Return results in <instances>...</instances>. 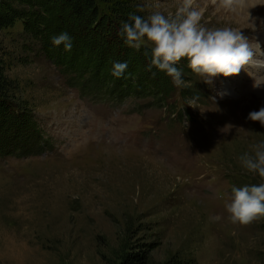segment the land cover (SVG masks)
I'll return each instance as SVG.
<instances>
[{
    "label": "rangeland",
    "instance_id": "1",
    "mask_svg": "<svg viewBox=\"0 0 264 264\" xmlns=\"http://www.w3.org/2000/svg\"><path fill=\"white\" fill-rule=\"evenodd\" d=\"M128 1L144 18L174 16L182 4ZM209 1L208 14L207 2L195 8L203 10L202 25L224 10ZM0 14L3 75L15 86L27 126H37L44 140L29 156L4 153L0 145V264H120L132 245L149 248L145 264L178 255L188 264H264L263 217L234 224L225 208L233 186L260 182L239 157L264 141V126L246 120L257 98L264 101L263 49L238 74L212 84L178 63L188 86L170 80L166 104L158 94L106 97L73 85L82 77L68 71V53L51 43L64 31L75 39L59 0H0ZM105 22L91 27L103 55L96 64L86 58L75 65L88 66L87 80L92 68L108 72L123 53L120 26L107 34ZM258 28L255 34L264 35V23ZM253 33L245 37L250 43ZM182 90L193 99L180 97ZM19 124L3 129L6 139L24 131Z\"/></svg>",
    "mask_w": 264,
    "mask_h": 264
},
{
    "label": "clouds",
    "instance_id": "2",
    "mask_svg": "<svg viewBox=\"0 0 264 264\" xmlns=\"http://www.w3.org/2000/svg\"><path fill=\"white\" fill-rule=\"evenodd\" d=\"M226 11H233L235 0H212ZM194 0H182L174 16L154 12L147 18L129 13L123 21L118 35L128 47L139 50L142 46L150 49L148 70L155 67L171 77L176 87H187L182 70L177 64L187 59V67L193 73L204 77L209 84L213 78L238 74L247 65L252 52L243 33L229 28L209 29L201 24L203 10L193 7ZM53 46L63 45L71 51L73 38L66 31L50 37ZM147 55V53H146ZM127 69L126 62H114L112 75L120 78ZM254 87H258L255 83ZM189 105L195 106L194 102ZM246 120L258 121L264 126V106L250 111ZM253 152L240 157L241 167L249 174L258 176V184L233 186L230 201L225 204L229 219L236 224H249L264 217V141L252 146Z\"/></svg>",
    "mask_w": 264,
    "mask_h": 264
},
{
    "label": "trees",
    "instance_id": "3",
    "mask_svg": "<svg viewBox=\"0 0 264 264\" xmlns=\"http://www.w3.org/2000/svg\"><path fill=\"white\" fill-rule=\"evenodd\" d=\"M66 10V16L74 21V33L75 39L73 41L71 51H62L63 46H59V51L62 54L70 57L69 64L72 69L68 68V71L74 72L76 75L82 77L81 84L78 87L82 92L87 93H98L102 96L113 95L115 98H124L128 95H135L141 97L142 94L159 95V99L164 101L166 104L170 98L173 90V85L170 82L171 77L167 76L164 72L157 70L152 67L148 70V64L150 61V49L141 48L139 51L127 48L124 44L123 39L120 42L123 44L121 55L118 57L117 62H126L127 69L120 78H116L112 75L113 65L111 68H92L89 79L83 78L86 73L88 66H82V68H75L80 60L88 59L90 65L99 59L100 55H103V51L94 48L93 38L96 32L91 28L93 24H97L99 27L102 26V22L106 21L105 31L107 34L118 30L123 21L128 19L129 13H135V8L130 4L128 0H59ZM118 17H117V16ZM124 17L126 19H124ZM2 22V16L0 14V24ZM120 22V25H119ZM111 30V31H110ZM105 55H109V51L105 50ZM147 53V55H146ZM92 55L93 57H88ZM98 55V57H96ZM95 63V62H94ZM181 67L190 69L187 67V59L182 58L179 62ZM96 64V63H95ZM191 70V69H190ZM189 71V70H188ZM110 80V81H108ZM113 80V81H111ZM170 83V84H169ZM130 85H134L133 89L130 90ZM145 85V86H144ZM148 85V86H147ZM11 80H8L3 75V67L0 62V145H3V152L12 154L15 156H29L39 154L41 146L44 144V140L41 142L42 133L35 125L27 126V117L21 109V104L16 98V93L13 91ZM126 87V89H125ZM104 88V89H103ZM121 89L120 92L117 90ZM180 97L183 99H193L191 90L184 92L180 91ZM25 117V118H24ZM20 122L19 128L24 131L19 136L14 138L6 139L3 135L6 131L3 129L7 128L11 122ZM17 124V123H16ZM6 139V140H5ZM45 141H47L45 139ZM1 150V148H0ZM264 219V217H263ZM148 250L146 246H129L124 252L121 258L120 264H145L148 257ZM264 263V257L262 258ZM158 264H188L183 261L182 257L167 258ZM189 264H195L192 260Z\"/></svg>",
    "mask_w": 264,
    "mask_h": 264
},
{
    "label": "bare ground",
    "instance_id": "4",
    "mask_svg": "<svg viewBox=\"0 0 264 264\" xmlns=\"http://www.w3.org/2000/svg\"><path fill=\"white\" fill-rule=\"evenodd\" d=\"M205 2H207L204 6L205 8L204 14L206 15L211 10L210 9L211 2L209 0H196L194 1L193 7L196 8L199 5L204 4ZM218 9H221V8L218 7ZM257 16L261 18L258 21L252 22L251 19ZM263 23H264V0H235L233 11L223 10L221 12V18L219 20L211 16L210 20L204 23L203 26L206 28L208 27L211 28L213 25L220 24L222 25V27H229V28L242 32L244 37H246L247 36L246 34L251 33L253 30L254 33L252 35H255L254 42L250 43V41L247 39L246 41L249 45V49L252 52V55L258 57L259 55L262 54V49L264 50V35L260 33L262 31H259V33H256V34L255 32L257 31V29H259L258 27ZM257 43L260 44V47L258 48L256 47ZM253 69L255 71L259 70L256 66H254ZM239 76L241 78V81L245 79V74L240 73ZM257 102L259 104L254 106L255 110H259L260 107L264 106V101L262 99L257 98ZM240 116L242 115L237 114L236 118L238 119ZM251 124H253L254 126H257L260 123L258 121H251Z\"/></svg>",
    "mask_w": 264,
    "mask_h": 264
}]
</instances>
